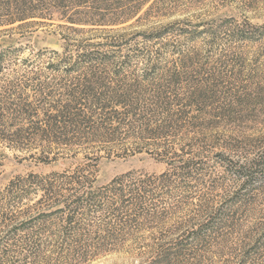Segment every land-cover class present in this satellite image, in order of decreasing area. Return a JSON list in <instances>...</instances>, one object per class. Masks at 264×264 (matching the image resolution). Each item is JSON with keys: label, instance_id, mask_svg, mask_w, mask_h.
Masks as SVG:
<instances>
[{"label": "rangeland", "instance_id": "374dc122", "mask_svg": "<svg viewBox=\"0 0 264 264\" xmlns=\"http://www.w3.org/2000/svg\"><path fill=\"white\" fill-rule=\"evenodd\" d=\"M80 1L75 8L46 11V19L0 26V52L8 58L0 83L31 85L38 78L49 83L41 97L53 100L78 76L65 74L63 63L49 66L53 51L56 60L100 51L116 56L118 64L107 66L110 76L116 65L129 82H140L135 94L143 102L132 106L131 118L119 107V123L107 125L115 132L88 133L79 145L58 147L48 161L36 149L14 150L0 142V191L18 177L83 168L95 186L124 174L151 176L145 205L169 212L168 219L146 222L144 230L126 235L133 245L86 264H149L156 253H148L146 244L171 241L182 235L185 220L211 215L225 223L192 248L202 264H264V0ZM74 11L105 25L69 28L66 17ZM162 83L170 101L164 108L153 97ZM196 88L203 99L187 105L183 97ZM29 91V100L41 104ZM182 112L186 118L176 120ZM171 115L173 126L164 127L163 135L144 129V122ZM164 174L169 181L161 189L157 176ZM35 196L19 207L34 203ZM9 210L17 211L6 205Z\"/></svg>", "mask_w": 264, "mask_h": 264}, {"label": "trees", "instance_id": "16d2710c", "mask_svg": "<svg viewBox=\"0 0 264 264\" xmlns=\"http://www.w3.org/2000/svg\"><path fill=\"white\" fill-rule=\"evenodd\" d=\"M82 2L0 0V26L23 23L31 18L46 19V11L65 9L70 5L75 8ZM78 13L74 11L66 17V26L79 29L77 26L80 25H105L102 20L91 21L77 16ZM53 52L56 55L54 58L59 57V53ZM69 56L64 55L59 60L51 57L48 63L55 68L63 63L65 74H71V71L78 74L69 79L60 95L53 100L41 97L45 94L42 89L46 90L49 83H43L38 78L31 85L11 79L2 80L0 142L14 150L31 152L36 149L43 155L42 159L48 161L51 153L60 152L61 149L57 152L58 147L79 145L88 133L95 136L100 131L107 130V133H102L105 135L115 132L116 129L110 131L107 125L111 120L119 123V107L124 108L123 114L131 118L132 106L143 102V97L135 94L140 82H129L122 75L121 67L116 65L109 75L107 66L118 64L114 61L116 56L87 50L77 52L75 57ZM7 59L0 52V74ZM154 81V78L149 80L150 85ZM161 87L162 90L158 87L153 89V97L164 108L167 102L170 105V101L169 96H165L164 83ZM29 90L41 97V104L35 105L33 100H29ZM203 94L196 88L183 97V101L195 104L198 99H203ZM186 116L187 113L182 112L174 117L181 120ZM169 118L165 117L160 123L144 122V129L150 135L161 136L164 127L173 126V116ZM85 170L51 172L47 175L34 173L9 181L0 191V227L4 228L3 236L0 235V264H86L104 254L122 251L133 245L135 239L126 235L144 230L142 227L146 222L168 219L169 212L153 208V203L151 208L145 205L146 194L150 193L147 185L151 183V176L132 179L129 174H124L107 184L95 186L92 174ZM157 178L160 188H165L169 181L166 175ZM34 194L37 198L34 203L19 207L18 204L25 199L31 200L29 197ZM6 205L17 211L5 212ZM195 220H192L194 223L185 220L180 225L182 235L171 241L146 244L148 253H156L149 264H202V255L199 257L192 248L204 245L206 237L214 234L225 222L213 215L209 219ZM184 223L191 229L186 233L183 232Z\"/></svg>", "mask_w": 264, "mask_h": 264}]
</instances>
